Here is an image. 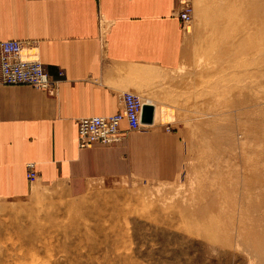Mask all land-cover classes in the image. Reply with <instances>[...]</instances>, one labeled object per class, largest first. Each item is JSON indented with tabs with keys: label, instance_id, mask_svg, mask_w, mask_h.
Segmentation results:
<instances>
[{
	"label": "rangeland",
	"instance_id": "374dc122",
	"mask_svg": "<svg viewBox=\"0 0 264 264\" xmlns=\"http://www.w3.org/2000/svg\"><path fill=\"white\" fill-rule=\"evenodd\" d=\"M228 3L192 0L181 65L137 92L184 143L174 177L98 179L79 195L36 179L28 196L0 198V264H264V121L240 144L238 123L217 111L238 74L257 68H224V42L249 34L264 45V0L246 27ZM254 89L264 96V82Z\"/></svg>",
	"mask_w": 264,
	"mask_h": 264
},
{
	"label": "crops",
	"instance_id": "0c3cea01",
	"mask_svg": "<svg viewBox=\"0 0 264 264\" xmlns=\"http://www.w3.org/2000/svg\"><path fill=\"white\" fill-rule=\"evenodd\" d=\"M178 9V0H0V42L22 41L59 80L54 94L0 87V198L31 193L28 163L37 181L74 195L98 179L174 177L184 149L176 132L154 122L130 131L124 120L119 141L80 148L78 122L120 111L125 92H148L156 72L179 68Z\"/></svg>",
	"mask_w": 264,
	"mask_h": 264
},
{
	"label": "built area",
	"instance_id": "2783aa9c",
	"mask_svg": "<svg viewBox=\"0 0 264 264\" xmlns=\"http://www.w3.org/2000/svg\"><path fill=\"white\" fill-rule=\"evenodd\" d=\"M178 7L179 17L185 25L192 19V0H178ZM6 85H32L54 94L58 90L59 80L51 78L42 61L35 54L27 52L22 41L11 39L0 42V87ZM145 104L139 95L125 92L120 111L81 118L78 122L80 148L119 141L124 135L121 129L124 120L130 131L142 129ZM27 168L28 179L34 182L38 178L34 163H28Z\"/></svg>",
	"mask_w": 264,
	"mask_h": 264
},
{
	"label": "bare ground",
	"instance_id": "6f19581e",
	"mask_svg": "<svg viewBox=\"0 0 264 264\" xmlns=\"http://www.w3.org/2000/svg\"><path fill=\"white\" fill-rule=\"evenodd\" d=\"M258 1L259 0H230V3L228 4H233L234 7L241 6L243 13L246 12V14L244 13V15H242L241 17L246 22V25L244 24V27H246L249 25L250 19L252 18L257 19L256 14L258 13V8H259ZM236 3H238V5ZM229 13L230 12H228V14ZM228 18L230 20H233L234 16H230ZM262 19L263 17L261 16L259 21L263 22ZM263 46L264 45H262L261 42L255 40L253 36L249 34H242L241 36L237 37V39L232 38V36L231 37L227 36L226 41L224 42L225 51L230 56L229 60L225 62L224 68H230L231 65H234L231 67L234 68L236 67L240 69H242L243 67V69L244 68L247 69L249 62L251 63L253 62L257 67L256 70L254 71L246 72V73L242 72L243 74L240 75L238 74V79H237L238 82L236 84L230 83L225 90L226 94L232 95L233 98L230 100V102L228 101V104L217 107L218 108L217 111H219L218 112L219 116L221 114L222 116L225 117L224 118L225 120L230 121L231 123H238L237 132L240 138L237 139V141L240 144L244 143L242 139L244 137V134H247L248 137L249 135L254 133V136L256 135L255 137H257L260 129V124H262L264 121L262 115L264 108L261 106L262 101H264V96L262 93L255 91L254 89L259 84L261 85L262 82H264V47ZM248 78H251L252 81L248 82L247 81ZM248 88H251V90L248 91ZM150 124L152 123L143 122V127H146ZM244 125L248 127L247 131L246 129L245 131H243ZM233 130L234 127L231 126L229 131L234 132ZM230 142L235 143L234 141H230ZM254 154L259 155V153H254ZM255 170L257 171V168L254 169V171ZM245 177L246 175L245 176L243 175L242 178ZM250 177L251 178L253 177V181L255 182L260 181V177L258 176L257 172H255V175H252Z\"/></svg>",
	"mask_w": 264,
	"mask_h": 264
},
{
	"label": "water",
	"instance_id": "95a60500",
	"mask_svg": "<svg viewBox=\"0 0 264 264\" xmlns=\"http://www.w3.org/2000/svg\"><path fill=\"white\" fill-rule=\"evenodd\" d=\"M155 107L151 103H146L143 108L142 121L144 123H153Z\"/></svg>",
	"mask_w": 264,
	"mask_h": 264
}]
</instances>
